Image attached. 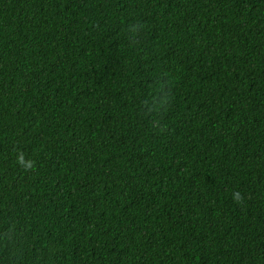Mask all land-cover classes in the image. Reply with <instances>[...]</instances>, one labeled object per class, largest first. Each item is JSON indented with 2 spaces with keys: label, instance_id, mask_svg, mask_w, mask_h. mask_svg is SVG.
<instances>
[{
  "label": "trees",
  "instance_id": "16d2710c",
  "mask_svg": "<svg viewBox=\"0 0 264 264\" xmlns=\"http://www.w3.org/2000/svg\"><path fill=\"white\" fill-rule=\"evenodd\" d=\"M0 264H264V0H0Z\"/></svg>",
  "mask_w": 264,
  "mask_h": 264
},
{
  "label": "clouds",
  "instance_id": "9594fccd",
  "mask_svg": "<svg viewBox=\"0 0 264 264\" xmlns=\"http://www.w3.org/2000/svg\"><path fill=\"white\" fill-rule=\"evenodd\" d=\"M163 103H165V101L164 100H161L160 101V104L162 105ZM149 110H151V109H149Z\"/></svg>",
  "mask_w": 264,
  "mask_h": 264
},
{
  "label": "bare ground",
  "instance_id": "6f19581e",
  "mask_svg": "<svg viewBox=\"0 0 264 264\" xmlns=\"http://www.w3.org/2000/svg\"><path fill=\"white\" fill-rule=\"evenodd\" d=\"M67 16V15H66Z\"/></svg>",
  "mask_w": 264,
  "mask_h": 264
}]
</instances>
